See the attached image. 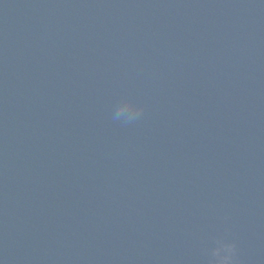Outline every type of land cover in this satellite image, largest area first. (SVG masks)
Segmentation results:
<instances>
[{
  "label": "water",
  "instance_id": "obj_1",
  "mask_svg": "<svg viewBox=\"0 0 264 264\" xmlns=\"http://www.w3.org/2000/svg\"><path fill=\"white\" fill-rule=\"evenodd\" d=\"M216 235L264 264V0H0V264H206Z\"/></svg>",
  "mask_w": 264,
  "mask_h": 264
},
{
  "label": "clouds",
  "instance_id": "obj_2",
  "mask_svg": "<svg viewBox=\"0 0 264 264\" xmlns=\"http://www.w3.org/2000/svg\"><path fill=\"white\" fill-rule=\"evenodd\" d=\"M144 111V105L132 97H124L115 106L112 119L121 124H130L138 121ZM210 241L211 246L204 250L206 264H242L235 240L216 235L210 237Z\"/></svg>",
  "mask_w": 264,
  "mask_h": 264
}]
</instances>
